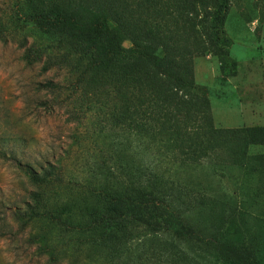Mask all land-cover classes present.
I'll use <instances>...</instances> for the list:
<instances>
[{
  "label": "trees",
  "instance_id": "trees-1",
  "mask_svg": "<svg viewBox=\"0 0 264 264\" xmlns=\"http://www.w3.org/2000/svg\"><path fill=\"white\" fill-rule=\"evenodd\" d=\"M245 1L264 14V0ZM230 2L18 0L38 37L26 63L62 71L64 81L44 87L65 95L68 121L95 111L109 136L106 152L74 160L77 172L63 164L69 153L18 164L36 187L26 220L55 264H260L255 200L236 182L226 195L204 178L229 164L264 171V153L248 152L264 144V126L217 128L195 79V59L230 44ZM18 24L0 19V40Z\"/></svg>",
  "mask_w": 264,
  "mask_h": 264
},
{
  "label": "rangeland",
  "instance_id": "rangeland-1",
  "mask_svg": "<svg viewBox=\"0 0 264 264\" xmlns=\"http://www.w3.org/2000/svg\"><path fill=\"white\" fill-rule=\"evenodd\" d=\"M10 15L18 17L19 24L0 40V264H55L34 240L39 224L26 220L36 187L18 164L43 166L52 156L64 159L69 153L71 158L63 164L68 173L77 172L74 160L107 151L108 130L95 111L82 122L68 121L65 95L56 100L44 87L47 81H64L63 72L44 71L41 61L26 63L24 49L38 42L35 23L18 0H0V19ZM224 28L230 44L195 59L196 83L208 92L217 128L264 126V14L253 11L245 0H231ZM248 152L264 153V144L249 145ZM220 172L204 170V178L226 195L236 182L243 198L255 200L248 208L249 218L264 238V171H240L229 164ZM210 261L224 264L217 258ZM56 264L68 262L61 259Z\"/></svg>",
  "mask_w": 264,
  "mask_h": 264
}]
</instances>
